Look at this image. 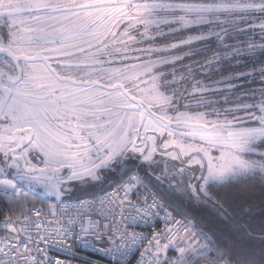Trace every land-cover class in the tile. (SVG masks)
Masks as SVG:
<instances>
[{"label": "snow or ice", "instance_id": "snow-or-ice-1", "mask_svg": "<svg viewBox=\"0 0 264 264\" xmlns=\"http://www.w3.org/2000/svg\"><path fill=\"white\" fill-rule=\"evenodd\" d=\"M0 264H264V0H0Z\"/></svg>", "mask_w": 264, "mask_h": 264}, {"label": "trees", "instance_id": "trees-1", "mask_svg": "<svg viewBox=\"0 0 264 264\" xmlns=\"http://www.w3.org/2000/svg\"><path fill=\"white\" fill-rule=\"evenodd\" d=\"M226 195L228 194V193H225ZM226 207H227V205H226ZM222 219V218H221ZM219 223V222H218ZM219 225H220V227L221 228H223L225 231H227L228 230V226H227V222L226 221H224L223 223H219Z\"/></svg>", "mask_w": 264, "mask_h": 264}, {"label": "rangeland", "instance_id": "rangeland-1", "mask_svg": "<svg viewBox=\"0 0 264 264\" xmlns=\"http://www.w3.org/2000/svg\"><path fill=\"white\" fill-rule=\"evenodd\" d=\"M213 215H214V214H213ZM217 222H219V223H223L224 221L220 218V219H218Z\"/></svg>", "mask_w": 264, "mask_h": 264}]
</instances>
